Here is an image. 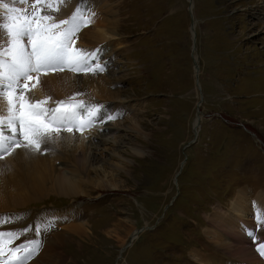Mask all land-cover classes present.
I'll list each match as a JSON object with an SVG mask.
<instances>
[{
	"label": "rangeland",
	"instance_id": "obj_1",
	"mask_svg": "<svg viewBox=\"0 0 264 264\" xmlns=\"http://www.w3.org/2000/svg\"><path fill=\"white\" fill-rule=\"evenodd\" d=\"M83 2L119 29L117 39L88 35L92 44L78 46L103 50L107 68L96 76L106 100L95 104L119 117L110 123L120 138L91 148L88 172L65 167L55 144L36 152L33 179L13 155L22 148L6 155L0 230L19 233L15 247L38 238V221L55 218L39 237L52 243L43 247L46 264H264L245 232L257 227L254 204L264 209V0ZM78 4L60 6L70 9L65 18L52 14L66 19ZM90 93L52 95L48 105L92 102ZM106 122L85 129L86 140ZM54 171L81 187L59 192Z\"/></svg>",
	"mask_w": 264,
	"mask_h": 264
},
{
	"label": "snow or ice",
	"instance_id": "obj_2",
	"mask_svg": "<svg viewBox=\"0 0 264 264\" xmlns=\"http://www.w3.org/2000/svg\"><path fill=\"white\" fill-rule=\"evenodd\" d=\"M29 0H11V5L0 0V160L16 148L28 152L50 150L49 146L62 140L63 132L81 133L96 122L112 120V114L103 105L86 104L75 97L48 105L51 97L36 99L31 89L41 83V75L64 71L95 76L106 71L101 48L86 49L77 45L78 34L94 24L97 13L92 7L80 4L70 17L57 19L60 6L68 0H31L32 10L14 5H25ZM79 95V94H78ZM256 229H245L246 235L256 244V251L264 257V241H257L259 230L264 228V209L255 206ZM20 217L23 214H11ZM8 214L0 215V224ZM55 227V218L38 221L34 228L37 239L13 247L19 239L17 231L0 230V264H28L44 241L42 231ZM32 226L20 231L31 230Z\"/></svg>",
	"mask_w": 264,
	"mask_h": 264
},
{
	"label": "bare ground",
	"instance_id": "obj_3",
	"mask_svg": "<svg viewBox=\"0 0 264 264\" xmlns=\"http://www.w3.org/2000/svg\"><path fill=\"white\" fill-rule=\"evenodd\" d=\"M8 1L9 0H5V2L9 3ZM18 5L19 4H16L14 6L18 7ZM22 6H24V5H22ZM19 7H20V5H19ZM29 7H32V3H31V5H29ZM103 7H104V5L99 7L100 8L99 9L100 15L104 14V16H105V10L102 9ZM73 8L75 9L76 7H73ZM69 10L70 9L65 7L63 9H60V11L58 13L60 15L64 16V18H65L68 16V13L70 12ZM110 10H111V8H107L108 12ZM70 16L71 15H69V17ZM57 18H59V17H57ZM0 22H3V21H0ZM100 22L101 21L96 18L95 23L88 26V28L90 29L89 31L84 32L82 30L83 31V34H82L83 38L77 39V45L78 44L91 45L92 43L91 44L86 43V42L90 41L87 39L88 35H89L90 39H94V40L99 39L100 41L104 40V39H110V37L113 39H117L118 34H119L118 27L111 25V26H107L108 28H106ZM82 31H81V33H82ZM81 40H82V42H81ZM0 43H3V40H0ZM93 44H95V43H93ZM119 44H121V43H119ZM93 46H90V47H93ZM99 83L97 81L96 75L95 76L84 75L82 73H73L70 71H67V74L55 75V73L53 72V73L41 75V83L37 87L31 89V95L34 96L36 99H44L45 97H51V99L49 101L53 102V96L52 95H54L56 98H58L59 96L65 94V93H69L70 91H73V90H79V91L80 90H82V91L88 90L91 92L90 94L93 95L94 101H92V102L86 101L85 103L90 104V105H96L95 101L97 100V98H101L102 100H106L104 98L103 88ZM64 88L67 91H64L63 90ZM55 101H58V99H55ZM99 105H102V104H99ZM55 106H56V104H55ZM4 109H5V104L3 101H0V110H4ZM105 121H107L105 123V129L106 130L103 133H98V134L96 133L95 134L96 137L90 138L89 141L86 140V136H85L86 131H84L83 133H81L79 131H75V130L72 133H68L66 131L63 132L64 138L62 140H58V142L55 144V146L58 149H56L55 147H52V148H54L56 151L59 152V153H57V156H59L58 154H60V155H62V157H64V159L66 161L65 167H68V168L72 167L74 169L77 168L81 172L82 171L88 172V168L90 167V165L94 164V162H95V159L92 160V156L90 154L91 148H93V149L97 148L98 145L100 144V142L106 143V142L111 141V139H112V141H114V142H112V145H114L115 142H118V138H120V137H115V134L117 133V129H119L120 127L118 128L116 126L115 127L112 126V124L110 123V120L105 119ZM110 134H113L112 135L113 137L110 138V140H109L107 137L111 136ZM95 141H97V142H95ZM20 151H22V152L14 153L13 155L16 156L18 154L21 156L20 158L24 162H27L24 164V168L21 167V170L26 171L24 173L25 178L33 179L31 177V173L37 172V171H35V169H37L36 167H38L42 164L41 159H40L41 157H39V155H37L36 152H28V151L25 152L24 149L20 150ZM26 153H28V154H26ZM29 153H32V154L30 155ZM11 158L12 157H10V159ZM11 163L15 164V162L13 160H11ZM70 173H72V172H70ZM53 174H54V178H53L54 186L59 192H64L65 190H68L67 188L74 190L78 187H81V183H77L76 181L70 179L67 175H65L59 171H57V172L54 171ZM79 191H82V190H79ZM65 192H67V191H65ZM51 244L52 243H49V240H48V241L44 242L43 247H44V245L46 247V246H49ZM53 246H54V244L51 247H53ZM43 247L40 249L39 253L37 254V258L35 260H33L32 263H30V264H46V262H44L42 260V258L47 256L46 254H43L44 253ZM49 263L53 264V259ZM211 264H212V262H211Z\"/></svg>",
	"mask_w": 264,
	"mask_h": 264
},
{
	"label": "water",
	"instance_id": "obj_4",
	"mask_svg": "<svg viewBox=\"0 0 264 264\" xmlns=\"http://www.w3.org/2000/svg\"><path fill=\"white\" fill-rule=\"evenodd\" d=\"M198 123H199V121H198Z\"/></svg>",
	"mask_w": 264,
	"mask_h": 264
}]
</instances>
